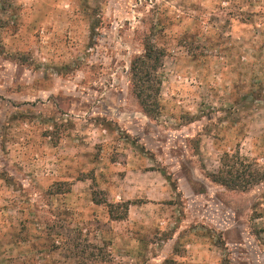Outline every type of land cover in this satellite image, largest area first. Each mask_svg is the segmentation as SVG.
I'll return each mask as SVG.
<instances>
[{
  "label": "rangeland",
  "instance_id": "obj_1",
  "mask_svg": "<svg viewBox=\"0 0 264 264\" xmlns=\"http://www.w3.org/2000/svg\"><path fill=\"white\" fill-rule=\"evenodd\" d=\"M146 38L152 115L129 75ZM242 50L264 85V0H0V264H264V180L207 177L237 149L264 175Z\"/></svg>",
  "mask_w": 264,
  "mask_h": 264
},
{
  "label": "trees",
  "instance_id": "obj_2",
  "mask_svg": "<svg viewBox=\"0 0 264 264\" xmlns=\"http://www.w3.org/2000/svg\"><path fill=\"white\" fill-rule=\"evenodd\" d=\"M241 35H244V31L241 32ZM248 46L251 48V44ZM240 48H242L241 44ZM164 52L162 48L156 45L155 41L151 38H146L142 41L141 52L133 57L129 67L132 93L143 111L151 115L154 114L157 108V97L161 84L157 70L161 59L164 57ZM244 54L245 51L242 50L238 55V65L236 67L238 80L236 83L237 85H248L249 90L244 95H238L234 101V106L235 108L237 107L235 113L249 109L256 100L264 101L263 84L252 82L251 85V61H244L246 57ZM258 79L257 77L252 78L255 81ZM254 89H257V91ZM240 91L242 92L243 88ZM207 177L212 183L230 190L242 191L257 186L264 180V175L257 169L256 165L241 156L238 149L222 151L219 157L218 169L216 172L208 174ZM93 202L96 203L94 199ZM127 210L128 206L126 205L124 211L126 212ZM114 218L120 219L121 217Z\"/></svg>",
  "mask_w": 264,
  "mask_h": 264
}]
</instances>
